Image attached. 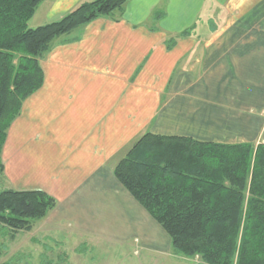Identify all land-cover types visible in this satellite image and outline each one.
Returning a JSON list of instances; mask_svg holds the SVG:
<instances>
[{"label": "crops", "instance_id": "obj_1", "mask_svg": "<svg viewBox=\"0 0 264 264\" xmlns=\"http://www.w3.org/2000/svg\"><path fill=\"white\" fill-rule=\"evenodd\" d=\"M89 1L42 0L38 26ZM39 61L43 83L2 149L3 188L57 201L44 238L60 247L197 264L174 253L115 167L147 133L264 144V0H127L55 39Z\"/></svg>", "mask_w": 264, "mask_h": 264}, {"label": "trees", "instance_id": "obj_2", "mask_svg": "<svg viewBox=\"0 0 264 264\" xmlns=\"http://www.w3.org/2000/svg\"><path fill=\"white\" fill-rule=\"evenodd\" d=\"M41 1L0 0V178L11 123L43 83L40 58L58 37L127 2H83L58 21L28 28ZM114 172L168 233L175 254L198 256L199 264H264V144L147 133ZM56 204L41 190H0V225L14 239Z\"/></svg>", "mask_w": 264, "mask_h": 264}, {"label": "rangeland", "instance_id": "obj_3", "mask_svg": "<svg viewBox=\"0 0 264 264\" xmlns=\"http://www.w3.org/2000/svg\"><path fill=\"white\" fill-rule=\"evenodd\" d=\"M44 6L45 5L39 7V11H37V13H35L29 20L28 28L38 27L39 18L45 13ZM3 187L4 186L0 178V190H5ZM43 219L36 221L32 230L28 233L20 235L16 240H12L0 225V242H2V246H6L5 250L2 247V253L4 254L3 259L5 261H9V264H146L144 262L140 263V257L136 255H133L132 258L129 259L127 258L128 254H124L122 256V260L119 261L118 258L111 257L109 252L100 253L97 251V253L92 251V248H90L87 252H84L83 255L81 253L83 250L78 249L80 251L78 252L71 244L65 243L64 245H61V247L59 245H55L50 238H44V236H47L50 233L49 231H51L47 229H53L54 225L49 224ZM40 232L43 233L40 234ZM36 238H40L46 243L51 242L50 247L47 248L37 246L38 244L34 241ZM38 247L40 249H38ZM99 250H102V248L99 247ZM61 255L68 257L66 262L60 260ZM114 256L118 257V253L115 252ZM40 260H42V263H40ZM195 260L197 261V264L201 261L198 256ZM170 263H172L170 260L167 261V264Z\"/></svg>", "mask_w": 264, "mask_h": 264}]
</instances>
